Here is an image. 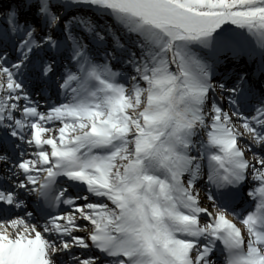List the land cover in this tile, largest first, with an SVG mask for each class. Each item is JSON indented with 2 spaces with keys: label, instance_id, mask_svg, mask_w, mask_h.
<instances>
[{
  "label": "snow or ice",
  "instance_id": "6c2138e0",
  "mask_svg": "<svg viewBox=\"0 0 264 264\" xmlns=\"http://www.w3.org/2000/svg\"><path fill=\"white\" fill-rule=\"evenodd\" d=\"M0 264H264V0H0Z\"/></svg>",
  "mask_w": 264,
  "mask_h": 264
}]
</instances>
